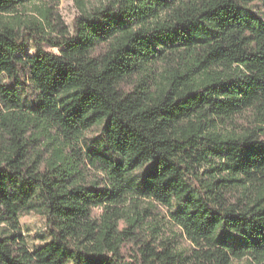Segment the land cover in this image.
Returning a JSON list of instances; mask_svg holds the SVG:
<instances>
[{"label":"trees","instance_id":"trees-1","mask_svg":"<svg viewBox=\"0 0 264 264\" xmlns=\"http://www.w3.org/2000/svg\"><path fill=\"white\" fill-rule=\"evenodd\" d=\"M75 2L0 0V264H264V0Z\"/></svg>","mask_w":264,"mask_h":264},{"label":"rangeland","instance_id":"rangeland-1","mask_svg":"<svg viewBox=\"0 0 264 264\" xmlns=\"http://www.w3.org/2000/svg\"><path fill=\"white\" fill-rule=\"evenodd\" d=\"M58 10L59 14L64 21V23L71 28L72 23L75 19V17L79 14V9L78 6L75 2V0H58ZM85 4L87 7H92L97 5L100 0H84ZM43 48L48 51H53L57 52V48L50 47L49 45H44ZM21 53L23 55H32L35 53V50L30 42H27V44L21 49ZM31 105H34L36 103V100H34L32 97L29 98ZM131 212H134L136 209L131 208ZM160 215H163V217L159 218L155 216L154 218L156 221L151 220L150 223L152 226L157 225L161 230H166L169 227V224L167 223V218L165 213H162L160 211ZM145 216L149 219L153 216L149 214H145ZM21 225H22V230L25 234L26 241L29 245H36L39 244V236L44 233L45 231V224H44V219L36 216V215H26L22 217L21 219ZM173 230L177 231L175 228ZM235 264H242L243 260L240 261H235Z\"/></svg>","mask_w":264,"mask_h":264}]
</instances>
